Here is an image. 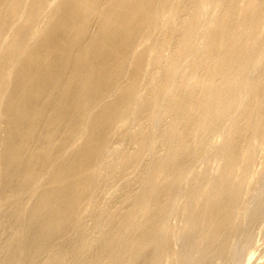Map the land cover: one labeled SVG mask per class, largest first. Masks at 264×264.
<instances>
[{
  "label": "bare ground",
  "instance_id": "bare-ground-1",
  "mask_svg": "<svg viewBox=\"0 0 264 264\" xmlns=\"http://www.w3.org/2000/svg\"><path fill=\"white\" fill-rule=\"evenodd\" d=\"M0 264H264V0H0Z\"/></svg>",
  "mask_w": 264,
  "mask_h": 264
}]
</instances>
